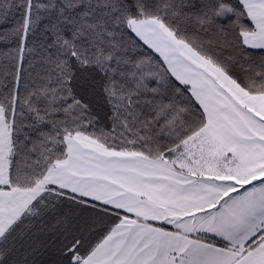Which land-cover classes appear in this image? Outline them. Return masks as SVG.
I'll return each instance as SVG.
<instances>
[{
  "label": "snow or ice",
  "instance_id": "obj_1",
  "mask_svg": "<svg viewBox=\"0 0 264 264\" xmlns=\"http://www.w3.org/2000/svg\"><path fill=\"white\" fill-rule=\"evenodd\" d=\"M0 264H264V0H0Z\"/></svg>",
  "mask_w": 264,
  "mask_h": 264
}]
</instances>
